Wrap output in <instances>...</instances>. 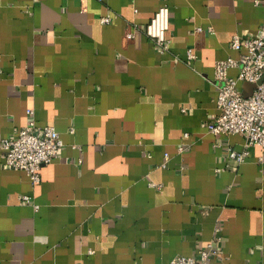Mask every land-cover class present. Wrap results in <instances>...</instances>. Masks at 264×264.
I'll use <instances>...</instances> for the list:
<instances>
[{
	"label": "crops",
	"instance_id": "1",
	"mask_svg": "<svg viewBox=\"0 0 264 264\" xmlns=\"http://www.w3.org/2000/svg\"><path fill=\"white\" fill-rule=\"evenodd\" d=\"M263 19L264 0H0V139L26 108L61 139L35 184L0 156V264H164L214 235L204 264H264V146L205 127L213 61Z\"/></svg>",
	"mask_w": 264,
	"mask_h": 264
},
{
	"label": "built area",
	"instance_id": "2",
	"mask_svg": "<svg viewBox=\"0 0 264 264\" xmlns=\"http://www.w3.org/2000/svg\"><path fill=\"white\" fill-rule=\"evenodd\" d=\"M108 19L109 16L99 17L100 22ZM167 27L168 7L161 4L155 8L143 27L144 35L160 51L167 48ZM131 35L132 31L126 32V36ZM229 47L239 51L237 56L227 55L215 59L212 63L214 105L217 112L209 114L205 127L213 134L240 133L247 146H264V19L249 36L231 34ZM193 57L192 49L187 47L185 59ZM230 67L237 68L235 75L228 74ZM242 81L254 83L247 95L242 94ZM25 111L30 116L27 121L13 134L0 139L1 164L3 167L23 170L29 182L35 184L39 180L40 166L57 155L61 139L52 124L37 125L31 116L32 109L26 108ZM69 130L71 131V128ZM182 134L185 135L186 132ZM246 155L245 148L236 150L230 146L226 147V157L235 163L243 161ZM164 164L163 161L160 163L161 166ZM22 198L26 202L30 199L27 194H23ZM32 206L37 205L32 203ZM212 239H217V236H212L206 246L197 249L195 254H176L164 264H204L209 256L215 253Z\"/></svg>",
	"mask_w": 264,
	"mask_h": 264
},
{
	"label": "water",
	"instance_id": "3",
	"mask_svg": "<svg viewBox=\"0 0 264 264\" xmlns=\"http://www.w3.org/2000/svg\"><path fill=\"white\" fill-rule=\"evenodd\" d=\"M253 85H254V83H252V82L242 81L240 84L242 94L243 95L249 94Z\"/></svg>",
	"mask_w": 264,
	"mask_h": 264
}]
</instances>
